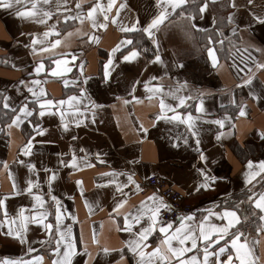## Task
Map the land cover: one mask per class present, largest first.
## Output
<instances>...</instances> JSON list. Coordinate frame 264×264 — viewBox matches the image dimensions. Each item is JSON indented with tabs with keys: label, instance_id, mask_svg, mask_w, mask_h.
<instances>
[{
	"label": "crops",
	"instance_id": "obj_1",
	"mask_svg": "<svg viewBox=\"0 0 264 264\" xmlns=\"http://www.w3.org/2000/svg\"><path fill=\"white\" fill-rule=\"evenodd\" d=\"M92 2L93 0H83L85 13ZM100 2L106 3L107 0ZM125 2L128 7L121 10V15L117 18L118 23L109 22L106 29L92 28L90 20L85 19L83 15L81 19L65 21L63 15L75 16L80 11L75 8V0H69L67 5L63 0H50V4L45 7L50 8L54 15L47 24L23 21L11 10L0 9V92H6L12 98L14 106L19 107L27 98L30 108H39L38 104L33 103L32 94L27 87L19 83L24 80L32 86L31 81L35 79L41 80V85L36 88L39 90L43 87L45 98L67 101L69 96H80L77 87L80 85L86 89L85 95L101 106L93 108L87 99H83L79 106L86 118L77 126L72 122L77 118L74 109L68 104L63 105L61 110L65 111L69 122L67 130L63 128L55 106L51 114L46 112L43 117L33 111L32 117L24 120L20 126L13 125L10 129V110L0 107V129H3L0 131V198L7 196L5 204L9 217L16 215L20 206H25V215H31L37 211L32 208L35 203L32 196L26 192H21L20 195L8 194L13 191L14 183L16 190L20 191L27 186L28 178L38 179L40 188H33V194L43 195L44 208L53 213L54 205L47 195L46 183V176L51 173H45L41 169L47 167L57 171L58 177L52 182V194L56 195L63 205L62 229L71 227V238L76 245L72 264H115L119 261L120 250H123L125 259L119 261V264H136V257L127 249L126 242L132 238V234L124 230V215L139 207L141 202L153 193L163 196L150 185V179L153 177L163 179L167 185L184 192L188 200L195 205L188 215L198 222L208 215L206 210H221L214 205H222L229 199H243V192L251 187L245 183L244 177L247 161L258 162L264 159V139L260 138V133L264 132V100L253 99L248 87H236L250 69L257 78L254 81L256 92L264 96L260 88V81H264V69L257 68L247 61L250 54L264 62V55L251 48L248 53L244 52V48L250 44L264 47V26L254 23L251 29L245 27L252 22V13L264 15V0H253L251 5L247 0H235L237 8L231 7L229 0H216L215 4L209 3L204 19L197 18L196 23L212 30L213 15L226 17L230 12L236 14V24L219 25L224 33L220 39L224 43L223 47L216 45V66H213L204 51L203 34L193 31L189 35L181 19L174 15L156 32L159 54L167 68L158 62L148 63L150 60L154 61L157 47L147 37L154 46V54L149 57L144 53L133 62L118 60L112 70L110 82H105L102 74L103 64L111 55L112 48L127 35L120 31L119 21L129 24L133 18H139L140 24L145 25L155 14L154 0H117V5ZM58 4L61 8L72 9L71 13H57ZM114 13L115 8L112 14ZM58 17L59 23H56ZM99 18L102 20V16ZM53 24L56 25L55 31L45 39L51 42L59 39L60 44L56 48L34 54L31 47L25 46L30 45L28 33H43ZM233 27L237 29L235 34L231 31ZM92 36L98 39H90ZM237 49L239 55L236 54ZM124 51L122 48L121 52ZM62 53L67 55L62 57ZM73 54L76 56L75 61L71 60ZM116 55L119 56V53ZM241 56H244L248 63L245 72H238L234 66L235 63L244 67ZM60 58H67L72 68L63 78L53 76L49 71V66L55 67L52 61ZM40 61H43L45 71L36 74L34 67ZM181 63L184 65L182 69L177 67V64ZM150 76L163 77L162 80L151 81V85L162 84L165 90L170 86L176 87L177 81H187L188 86L183 95L195 97L198 92L205 93L204 106L208 113L205 119L222 118L226 115L231 117L226 121L224 129H220L225 135L219 141L216 140L217 125L197 122L202 128L199 148L208 157L207 168L210 173L217 177L213 187L195 190L201 179L196 168L204 166V162L199 160L194 138L189 136L187 144L183 139H174L176 136L188 135L185 125L157 120L155 117L160 111L159 95L147 92L143 84L136 85L133 91L134 80L144 81ZM77 77H80V80H77ZM84 78H87V83L81 84ZM65 79L69 81L67 85L64 83ZM73 80H76L75 84L71 83ZM233 96L237 104H246L245 115L241 116L237 105L231 103ZM165 101L174 107L178 103L172 97H166ZM198 104L199 99H190L186 101L187 108L182 106L176 111H191L193 116L204 115L195 111ZM166 114L173 115L172 112ZM37 122L47 129L45 134L36 133ZM73 136L77 139L73 140ZM30 138L33 140V146L31 155L26 156L23 148ZM42 140L53 143H39ZM73 152L77 156L79 168L58 165L57 153L66 154L62 158L68 161ZM18 160L25 161V164L17 163ZM28 163L36 164V173L28 171ZM86 164L90 166H85ZM113 170L134 173L133 179L140 185V189H137L135 184L128 183L127 176H117L116 183L126 185L121 191H117L116 183H108L113 178L103 175ZM255 179L259 180L260 177ZM77 181L81 183L78 184ZM256 188L259 190L260 186L257 184ZM122 199L126 200V203L118 212H113L115 204ZM0 219H4L2 214ZM179 221L180 219L173 223L172 230L179 227ZM45 222L54 224V215H49ZM219 222V218L209 216L206 224ZM7 226L5 223V230ZM132 227L133 231H136L140 225L133 223ZM29 229V241L44 238L45 231L42 226L30 224ZM160 239L162 234L154 232L148 238L149 247L146 251H151ZM176 243L173 241V244ZM223 243L220 241L221 246ZM190 244L191 241H186V246L190 247ZM32 246L36 251L28 253L27 246L0 234V259L31 260L33 257L42 256V264H52L57 258L47 245L33 243ZM104 247L116 251L106 255L101 251ZM86 250L91 256L86 254ZM195 251L186 255L190 256ZM260 251L264 253V239L261 240Z\"/></svg>",
	"mask_w": 264,
	"mask_h": 264
},
{
	"label": "snow or ice",
	"instance_id": "obj_2",
	"mask_svg": "<svg viewBox=\"0 0 264 264\" xmlns=\"http://www.w3.org/2000/svg\"><path fill=\"white\" fill-rule=\"evenodd\" d=\"M210 2L215 4L216 0H200L199 3H196V0H154L155 14L145 25L140 24L139 18H133L129 24L119 21L120 31L127 35L112 48L111 55L107 62L103 64L102 74L105 82H110L112 70L116 66L118 60H122L123 62L137 61L138 57L148 51L143 44V37L145 34L157 47L154 61L150 60L148 63L158 62L167 68L168 66L164 63L159 54V42L156 39V32L166 20H169L174 15L181 19V23L189 35L193 31L203 34L205 40L204 51H206L207 57L210 58L213 66H216L218 62V50L216 45H221V47H223L224 43V41L220 39L224 33L220 30L219 25L236 24V14L230 12L226 17H217L213 15L211 17V24L213 26L212 30L202 27L196 23V20L197 18L204 19V13L208 9ZM229 2L231 7H238L235 0H229ZM63 3L67 5L69 0H63ZM247 3L251 5L253 0H247ZM49 4L50 0H0V9L11 10L17 18L23 21H30L36 24H47V21L54 15V12L50 8L45 7ZM82 4L83 0H75V8L80 11L77 12L75 16L63 15V19L65 21L69 19H81V16L83 15L85 19L90 20L92 28L106 29L109 22L113 24L118 23L117 18L121 15V10L128 7L126 2L117 5V0H107L106 3H101L100 0H93L85 13ZM114 8L115 13L112 14ZM190 8L192 9L191 11L189 10ZM178 9L179 12H177ZM71 11L72 9L67 7L61 8L59 4L56 8L57 13H71ZM99 16H102V20ZM81 22H83V20H81ZM56 23H59V17L57 18ZM254 23L264 26V15L252 13V22L245 25V27L251 29L252 24ZM55 28L56 25L53 24L43 33H28L30 37V45L25 46L31 47L34 54L43 53L56 48V46L60 44L59 39H56L54 42L46 41L45 39L55 31ZM231 31L235 34L237 29L233 27ZM21 34L23 35L24 33ZM90 39L97 40L98 38L92 36ZM122 48L125 50L124 52H121ZM249 48L256 53L264 55V47L250 44L244 48V52L248 53ZM117 53H119V56L116 55ZM236 54H240L238 49L236 50ZM60 55L63 57L67 54L62 53ZM71 60H76L74 54L71 55ZM247 61L253 63L257 68L264 69V62L259 61L256 57H253L250 54L247 56ZM52 63L55 67L49 66V71L53 76L63 78L65 73L72 71L67 58L55 59ZM241 63L244 64V67L235 65V63L234 66L238 69V72H245V69L248 68V63L245 61L244 56H241ZM177 67L182 69L184 68V65L182 63L177 64ZM82 70L83 65H81V71ZM34 71L36 74L45 71L43 61L36 63ZM76 79L80 80V77H77ZM158 79L162 80L163 77L150 76L148 80L144 81L136 79L132 84L133 91L135 90L136 85L143 84V87L147 92L159 95L160 111L155 117L157 120H167L169 123L185 125V130L188 135L176 136L174 139L177 141L183 139V142L187 144L189 136L194 138L195 145L197 146L196 150L199 153V160L204 162V166L196 168L201 179L195 190L200 191L201 189L211 188L217 180V177L210 173V170L207 168L208 157L199 148L202 128L197 122L203 121L204 123L217 125L216 140L219 141L221 137L225 135L220 129H224L226 121L230 120L231 117L226 115L222 118L210 120L205 119V116L208 114L204 106L205 93L198 92L195 97L192 95H183L182 93L184 89L188 86L187 81H184L183 83L177 81L176 87L170 86L167 90H165L162 84L151 85V81ZM256 79L255 75L251 73V70L249 69L246 76L241 78L240 84H237L236 87H248L253 99L264 100V96L258 94L254 87V81ZM19 83L27 87L28 91L32 94L33 103L38 104L39 108H30L27 98H25L24 103L19 107H16L12 102V98L7 95L6 92H0V107L5 110H10L11 113L9 116V119L11 120V124L8 125L9 129L13 125L17 127L20 126L24 120L32 117L33 111L38 112V115L43 117L46 112L51 114L52 109L55 106L56 110L59 112L63 128L67 130L69 122L66 119L65 111L61 110L63 105L68 104L70 108L74 109L77 118L72 122L76 123L77 126H79L86 118L79 106L83 99H87L93 108L101 107L92 101L90 97L85 95L86 89L80 85H77L80 96H69L67 101H54L53 99L45 98L46 93L43 87H40L39 90H37L36 86L41 85V80L35 79L31 81L32 86H29L24 80H21ZM64 83L67 85L69 81L65 79ZM71 83L75 84L76 80L71 81ZM85 83H87V78H84L81 81V84ZM260 88L261 92H264V81H260ZM166 97H172L174 100L178 101L175 107L172 104L166 103ZM190 99H199V104L196 106L195 111L204 115L193 116L191 111H185L183 113L176 111L177 108L182 106L187 108L186 101ZM231 103L237 105L241 116L245 115L246 104L244 102L237 104L236 98L233 96ZM167 112H172L173 115L168 116L166 114ZM5 114L7 115L8 112ZM93 122H95L94 118ZM2 130L3 129H0V131ZM35 131L38 135H43L47 132V129L42 128L37 122L35 125ZM143 131H147V129H143ZM260 138L264 139V132L260 133ZM72 139L75 140L77 137L73 136ZM39 143L53 142L42 140L39 141ZM32 146L33 140L30 138L27 145L23 148L24 155H31L30 150ZM81 151L84 150L81 149ZM56 155L58 158V165H63L65 167L71 165L72 168H79L75 152H73L71 159L68 161L62 158L66 154L57 153ZM97 158H99V153H97ZM17 163L23 165L25 164V161L18 160ZM130 163H135V161H130ZM26 166L30 173L37 172L35 163H28ZM85 166L90 165L86 164ZM41 170L45 173H51L46 176V183L48 185L47 195L50 197V200L54 205V212L50 213L44 208L45 200L43 195L33 194V188H40L38 179L32 180L31 178H28L26 180L27 186L20 191L16 190V185L14 183L13 191L8 195H20L21 192H26L29 196L34 198L35 203L32 204V208L37 209V211L31 215H25V206H20L16 215L9 217L5 204L7 196L0 198V214L4 217V219H0V234H3L6 237H11L21 245L27 246L28 253L36 251L32 246L33 243H39L42 246L47 245L57 256L52 264H72V258L76 254V245L71 238V227L67 226L62 229L63 205L60 199L52 194V182L57 179L58 172L47 167H44ZM262 174H264V159L259 160L258 162L248 160L244 177L245 183L251 185V187H248L243 192V199H229L225 200L222 205H214V207L221 210H206L208 211V215L203 216L198 222L194 221L193 216L191 215L181 216L179 227L174 230H172L173 222L165 220L162 216V210L170 212L172 211V206L163 196H159L156 193L146 197L145 201H142L139 207L134 208L131 213L124 215V223L126 225L124 230L132 234V238L126 242L127 249L136 257V264H264V253L260 251L261 240L264 239V175ZM103 175H109L113 178L108 181L110 184L116 183L115 178L117 176H127L128 183H133L137 189H140V185L133 179L134 173L116 172L113 170L111 173H105ZM256 177H260V179L256 180ZM145 179H147V177H145ZM254 180L255 183H253ZM77 183L80 184L81 182L77 181ZM257 184L260 186L259 190L256 188ZM123 187H126V185L116 183L117 191H121ZM125 203L126 200L124 199L117 202L113 208V212H118ZM89 207L91 208V206ZM40 209H43V211ZM49 215H54V224L45 222ZM209 216L219 218L220 222L206 224L209 220ZM74 218L75 217H73V219ZM141 221L144 222L141 223ZM185 221H191L192 223L186 224ZM5 223L8 225L6 230L4 228ZM133 223L140 225L136 231H133ZM30 224L42 226L45 231L43 239L29 241L28 232L30 230ZM157 231L159 234H162V239L159 240L151 251H146L149 247L147 243L148 238ZM253 233H256V235H253ZM173 241H176L177 243L173 244ZM186 241H191L190 247L186 246ZM220 241L224 242L223 246L220 245ZM213 245L216 247H213ZM229 245L231 246L230 248ZM193 250H196L194 254L190 256L186 255L187 253H192ZM101 251L107 255L111 251L116 250L104 247ZM86 254L91 256V253H88L87 250ZM124 259L125 256L123 250H120L119 261H123ZM42 261V256L33 257L31 260H25L22 258H3L0 259V264H42ZM119 261H116L115 264H119Z\"/></svg>",
	"mask_w": 264,
	"mask_h": 264
},
{
	"label": "built area",
	"instance_id": "obj_3",
	"mask_svg": "<svg viewBox=\"0 0 264 264\" xmlns=\"http://www.w3.org/2000/svg\"><path fill=\"white\" fill-rule=\"evenodd\" d=\"M150 185L159 190L164 199L172 206V211H163L162 216L165 220L175 223L181 216L188 215L194 210V203L189 201L187 195L174 187L167 185L163 179L153 177Z\"/></svg>",
	"mask_w": 264,
	"mask_h": 264
},
{
	"label": "trees",
	"instance_id": "obj_4",
	"mask_svg": "<svg viewBox=\"0 0 264 264\" xmlns=\"http://www.w3.org/2000/svg\"><path fill=\"white\" fill-rule=\"evenodd\" d=\"M200 0H196V3H199ZM191 11V10H190ZM143 44H144V47H146L148 49V51L145 53L147 56L151 57L155 50H154V46L153 44L151 43V41L147 38L146 35H144L143 37ZM6 116V115H5Z\"/></svg>",
	"mask_w": 264,
	"mask_h": 264
}]
</instances>
